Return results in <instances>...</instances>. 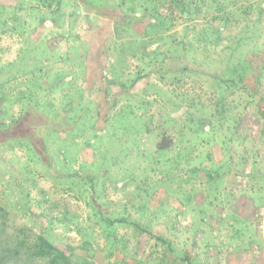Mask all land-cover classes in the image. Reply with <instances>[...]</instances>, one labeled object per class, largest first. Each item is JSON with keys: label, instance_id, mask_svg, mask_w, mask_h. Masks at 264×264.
Listing matches in <instances>:
<instances>
[{"label": "rangeland", "instance_id": "rangeland-1", "mask_svg": "<svg viewBox=\"0 0 264 264\" xmlns=\"http://www.w3.org/2000/svg\"><path fill=\"white\" fill-rule=\"evenodd\" d=\"M19 1L0 0V4L16 5L22 21L0 24V64L22 60L27 44L45 43L48 60L42 73L59 72L66 82L46 96L61 110L66 96L82 88V102L100 114L79 136H66L60 131L48 138L54 155L52 173L30 158L24 145L13 143L0 150V203L9 211L11 226L30 227L53 244L67 246L74 264H184L181 257L191 259L192 264H213L193 256L202 252L195 239L197 228L201 230L197 225L198 202L211 210L223 208L230 197L258 190L254 206L264 204V37L255 38L249 49L241 48V54L247 52L259 68L245 75L251 102L237 108L240 118L233 126L242 138L229 140L232 134L225 125L223 129L228 132L208 143L202 135L191 134L196 132L194 122L202 112L195 104L201 101L191 102L189 98L200 93L203 105H207L212 91L207 80L201 75L181 74L180 84L173 85L174 74L165 70L187 62L217 72L225 56L218 54L220 45L207 52L197 50L195 59L178 56L159 64L155 53L141 57L139 49H131V38L136 34L120 30V13L102 10L103 4L115 8L120 0H66L70 4L61 7V17L55 23L50 18L40 23L38 16L21 11ZM156 1L157 10L165 12L167 1ZM250 1L264 6V0ZM56 5L53 1L51 7ZM172 23L163 35L173 34L179 41L182 24ZM245 31L252 33L250 28ZM238 32L234 27L227 29L230 35ZM155 47L152 43L146 50ZM208 52L209 57L204 54ZM203 57L210 63L200 65L197 60ZM139 73L145 75L130 86ZM258 73L261 83L255 84ZM31 80L29 74L17 72L9 81L14 114L21 104L13 94L28 87L36 90ZM120 85L129 86L126 93H116ZM175 87L185 92L182 100L173 92ZM242 95H236L238 100L244 98ZM190 109L194 112L186 115ZM200 122L204 129L209 128L204 120ZM159 125L175 136L174 149L169 152L156 153ZM193 143L199 145L191 154L197 153L196 158L177 154L181 147ZM206 154L209 156L200 157ZM194 165L200 167L199 171L189 169ZM8 174L17 180L15 190L10 188ZM214 202L219 203L214 207ZM114 217L126 221L105 223V218ZM209 233L212 235V230Z\"/></svg>", "mask_w": 264, "mask_h": 264}, {"label": "trees", "instance_id": "trees-1", "mask_svg": "<svg viewBox=\"0 0 264 264\" xmlns=\"http://www.w3.org/2000/svg\"><path fill=\"white\" fill-rule=\"evenodd\" d=\"M53 1L57 4L56 8L51 7ZM80 1L85 3L86 0ZM165 1H167L165 3L167 6L165 12L157 10L156 0H120L114 6L115 8L108 4H103L102 10H107L108 13H120V24L117 22L120 30L123 28L126 32L133 30L136 34L135 37L131 38V49H134L133 51L139 49L141 57L147 56L149 53H155L159 64L163 59L173 60V57L178 58V56L195 59L193 54L197 50L201 49V51L207 52L213 49L214 46L220 45L221 48L218 54H225V56L219 62L221 65L217 68V72L199 68V65L194 67L187 64V62L180 64L173 70L168 68L165 71L166 73L174 74L176 80L173 85L180 84L179 77L181 74H194L204 77L209 84L207 87L212 90L208 95L209 102L207 105H203L204 100L201 98L200 93H193L192 96H189V98L191 97V102H195L194 99L201 101L195 104L198 107L201 106L198 111L202 112L200 117H197L194 122L196 132L191 134L202 135L206 138V142L209 143L216 138H220L221 134L225 135L223 126L226 125L229 127L226 129L230 130L232 134L228 138L229 140L241 139L243 134L237 133L233 126L240 118V112H238L237 108H244L251 102L250 99L248 100L250 88L245 75L252 71L258 72L259 69L256 68V64L252 62L247 52L241 54V48L248 46L249 49L252 44L256 43L254 42L255 38L264 37V25H261V22L264 21V6L262 7L250 0ZM36 2L34 4L30 0H21L19 1V6L21 11L28 12L29 16H38L40 23L48 18L54 23L57 22L61 17V7L65 4H70L66 0H36ZM15 7L16 5L0 4V24L22 22L20 15L17 14L19 9H15ZM78 7L76 6L75 9L78 10ZM120 9H123L122 11L124 12H121ZM2 15H4V18H2ZM172 21L182 24L183 34L182 39L179 41H175L173 34L163 35L165 29L173 25ZM14 27L17 28L18 26L15 25ZM232 27L239 32L234 33V35L228 34L227 29ZM246 28H250L252 33L248 34L245 31ZM36 30L37 28L33 29L34 32ZM188 32H191L190 37ZM223 40H227V42L222 45ZM152 43H155L156 47L153 50H146L148 45ZM163 46H167V48L161 50ZM27 47L22 52V60L17 58L12 62L0 64V150H4V148L11 146L13 143L24 145L28 149L30 158L45 165V169L52 173L54 155L50 151L48 138L60 131L66 132V136H79L80 133H83V128L87 126V123L92 124L91 122L95 118H99L100 113L91 110L86 106V103L82 102V88H78L75 94L67 95L65 100H63L62 107H60L61 110H58L51 98L46 96L45 93L54 91L61 84L66 83L63 74L56 72L54 75H50L48 71L42 73L43 66L47 64L48 60L46 55L48 50L45 43L43 46L42 44L40 46L35 44L31 47L27 44ZM27 49L32 52L29 54ZM204 54L209 57V52ZM204 57L201 60H197L200 65L210 63ZM23 60L25 64H23ZM260 68L263 67L260 66ZM17 72L29 74L32 78L31 82L37 91L33 87H28L15 92L13 97L19 101L21 107L19 112L14 114L11 107L12 103L10 102L8 89L10 85L8 83L14 77L16 78ZM144 75V73L137 74L130 86L134 85ZM255 79V84L261 83L260 74ZM120 86L121 89L117 90L116 93H126L129 86L126 88L124 85ZM251 88L256 92L253 87ZM173 92L177 93L181 100L185 95V92L176 87ZM236 95L238 97L242 95L244 98L240 101ZM192 111L193 109H190L185 113L187 115L189 112H194ZM201 120L208 124V129H204V124L200 122ZM186 121L189 122L190 120L187 118ZM158 129L156 153L162 150L169 152L174 149V134L167 132L164 125H159ZM201 130H205V132ZM198 147V144H186L185 147L180 148V151L185 152V154L180 151L177 154L186 156L187 159L190 157L196 158L197 153L194 156L191 154ZM208 156L209 154L200 157L206 158ZM186 157L182 158L186 159ZM189 169L199 171L200 167L194 165L189 167ZM7 176L9 177L8 181L10 179V188L15 190V185H17L16 178H13L11 174ZM88 177L91 179L92 174H89ZM214 194L218 196L216 193ZM97 206L99 212H102L99 204ZM105 219L107 220L105 221L107 225L126 221L123 217ZM136 226L139 227L138 224ZM158 238L165 242L163 238ZM167 244L170 246L169 243ZM209 245L201 250L205 252L204 249L206 248L208 252H212L213 246ZM71 255L72 253L67 246L53 244L43 234L33 233L30 227L11 226L9 211L4 204L0 203V264H74L71 260ZM181 258L185 261L184 264H192L193 262L191 259Z\"/></svg>", "mask_w": 264, "mask_h": 264}, {"label": "crops", "instance_id": "crops-1", "mask_svg": "<svg viewBox=\"0 0 264 264\" xmlns=\"http://www.w3.org/2000/svg\"><path fill=\"white\" fill-rule=\"evenodd\" d=\"M257 192H242L230 197L223 208L212 210L204 208V202H198L197 225L201 228H197L195 237L198 249L207 247L212 236L215 249L208 252L205 248L200 255L194 254V259L208 260L213 264H264V228L258 226L264 218V204L259 208L254 206ZM215 203L219 202H214V207Z\"/></svg>", "mask_w": 264, "mask_h": 264}, {"label": "built area", "instance_id": "built-area-1", "mask_svg": "<svg viewBox=\"0 0 264 264\" xmlns=\"http://www.w3.org/2000/svg\"><path fill=\"white\" fill-rule=\"evenodd\" d=\"M260 228H264V218H263V221L260 222V224L258 225Z\"/></svg>", "mask_w": 264, "mask_h": 264}]
</instances>
